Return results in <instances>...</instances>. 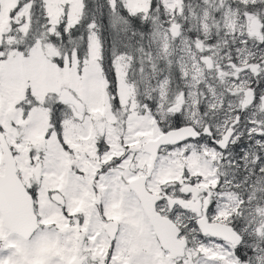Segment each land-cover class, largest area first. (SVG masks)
Wrapping results in <instances>:
<instances>
[{"label": "snow or ice", "instance_id": "6c2138e0", "mask_svg": "<svg viewBox=\"0 0 264 264\" xmlns=\"http://www.w3.org/2000/svg\"><path fill=\"white\" fill-rule=\"evenodd\" d=\"M0 264H264V0H0Z\"/></svg>", "mask_w": 264, "mask_h": 264}]
</instances>
